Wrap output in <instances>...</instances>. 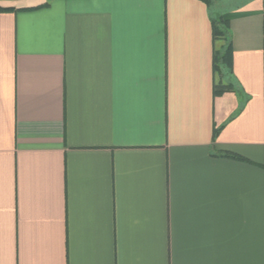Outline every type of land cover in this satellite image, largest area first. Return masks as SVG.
Returning <instances> with one entry per match:
<instances>
[{
	"label": "crops",
	"instance_id": "crops-1",
	"mask_svg": "<svg viewBox=\"0 0 264 264\" xmlns=\"http://www.w3.org/2000/svg\"><path fill=\"white\" fill-rule=\"evenodd\" d=\"M0 8V264H264V0Z\"/></svg>",
	"mask_w": 264,
	"mask_h": 264
},
{
	"label": "trees",
	"instance_id": "trees-1",
	"mask_svg": "<svg viewBox=\"0 0 264 264\" xmlns=\"http://www.w3.org/2000/svg\"><path fill=\"white\" fill-rule=\"evenodd\" d=\"M204 2H206L208 5L212 6V0H203ZM2 9V8H0ZM213 36L214 38L217 39H223L227 37V33H228V25L226 23V21L223 19V17L221 15H219L218 13L213 12ZM230 45H228L225 49H218L217 51H215L214 53V67L215 68H221V64L224 62H228L229 60V54H230ZM231 86L229 85H224V84H218L217 85V92H221L223 90L226 89H230ZM220 131V128H217L214 132V137H216V135L218 134V132ZM232 155V154H229ZM237 156V155H234Z\"/></svg>",
	"mask_w": 264,
	"mask_h": 264
}]
</instances>
